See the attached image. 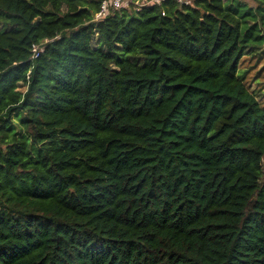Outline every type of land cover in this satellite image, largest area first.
I'll list each match as a JSON object with an SVG mask.
<instances>
[{"label":"trees","instance_id":"16d2710c","mask_svg":"<svg viewBox=\"0 0 264 264\" xmlns=\"http://www.w3.org/2000/svg\"><path fill=\"white\" fill-rule=\"evenodd\" d=\"M102 1L0 0V264H264V0Z\"/></svg>","mask_w":264,"mask_h":264},{"label":"built area","instance_id":"2783aa9c","mask_svg":"<svg viewBox=\"0 0 264 264\" xmlns=\"http://www.w3.org/2000/svg\"><path fill=\"white\" fill-rule=\"evenodd\" d=\"M163 0H103L100 6L99 12L96 14V21H100L106 18L111 11L119 10L126 6L135 5L137 7H141L144 5H148L153 2H160ZM179 3L188 4L187 0H177ZM39 47L34 48V57L38 56Z\"/></svg>","mask_w":264,"mask_h":264},{"label":"rangeland","instance_id":"374dc122","mask_svg":"<svg viewBox=\"0 0 264 264\" xmlns=\"http://www.w3.org/2000/svg\"><path fill=\"white\" fill-rule=\"evenodd\" d=\"M245 1L246 3H248L250 6L252 7H256V2L255 0H243ZM256 62V58L254 59H248L247 62H245V65H243V70H247L248 71V81L251 83L253 82L254 85H256L257 83H259L260 87L256 89V93H257V96L258 98L261 100V101H264V79H263V76L261 78H257L255 77L256 73L258 72L259 68H254V69H251L250 66H254ZM260 67H261V64H260ZM254 77L256 78V80L254 79ZM21 91H24V88L21 89ZM263 165H264V162H263Z\"/></svg>","mask_w":264,"mask_h":264}]
</instances>
